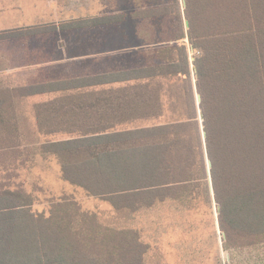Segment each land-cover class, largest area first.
I'll use <instances>...</instances> for the list:
<instances>
[{
  "label": "trees",
  "instance_id": "16d2710c",
  "mask_svg": "<svg viewBox=\"0 0 264 264\" xmlns=\"http://www.w3.org/2000/svg\"><path fill=\"white\" fill-rule=\"evenodd\" d=\"M131 16L175 25L148 40L145 66L0 92V264H146L138 230L73 197L35 211L16 179L37 155L116 211L216 205L226 251L264 245V0H173ZM39 95H54L36 106L39 134L67 139L24 142L15 111Z\"/></svg>",
  "mask_w": 264,
  "mask_h": 264
},
{
  "label": "rangeland",
  "instance_id": "374dc122",
  "mask_svg": "<svg viewBox=\"0 0 264 264\" xmlns=\"http://www.w3.org/2000/svg\"><path fill=\"white\" fill-rule=\"evenodd\" d=\"M58 1H69L67 6L72 8L73 16L78 17L81 2L88 0ZM100 1L106 12H123L129 17L142 8L163 7L173 3V0ZM24 7L23 4L18 7L6 6V9L1 11L0 5V13L7 12L10 26H22L25 24L22 22L23 18L19 20L17 14L24 16L20 14L25 11ZM129 19L114 27L105 26L106 43L112 35L115 42L113 45H106V53L99 61L78 60L65 63L66 65L49 62L42 64L44 66L40 68L42 65L33 61L8 62L7 56L0 58V92L37 82L145 66L146 59L141 51L150 46L149 39L153 43L164 42L174 35L173 19L170 16L148 22ZM23 49L22 41H15L9 46L11 53ZM191 56L193 58V52ZM53 98L54 96L48 95L21 100L15 115L20 120V129L24 133L23 140L26 144L38 145V142L67 139L68 136L61 133L48 136L39 134L36 106ZM1 104L0 101V106ZM16 182L34 196V210L37 212L47 213L51 200L70 196L76 199L84 210L97 213L103 224L138 230L144 242L149 245L146 264H264V245L226 251L223 247L225 237L220 230L216 205L210 207L197 203L187 209L179 202L166 201L138 213L116 211L108 202L89 196L83 189L66 182L55 157L44 158L41 155H37L20 168Z\"/></svg>",
  "mask_w": 264,
  "mask_h": 264
},
{
  "label": "crops",
  "instance_id": "0c3cea01",
  "mask_svg": "<svg viewBox=\"0 0 264 264\" xmlns=\"http://www.w3.org/2000/svg\"><path fill=\"white\" fill-rule=\"evenodd\" d=\"M0 2L1 11L6 9V6L18 7L20 4L25 6V11L20 12L24 16L17 14L20 17L19 20L23 18L22 22L25 24L22 26H10L7 12L0 13V58L7 56L8 62L23 60L40 63L37 65L49 62L66 65L65 63L78 60H102L106 53V45H113L115 42L112 35L106 43L105 26L112 25L114 27V25L126 22L129 18L133 19L132 16L127 15L124 22L104 23L105 18H115L123 12L116 14L114 11L106 12V8L102 6L100 0L82 1L80 16L78 17H74L72 8L67 6L69 1L59 3L58 0H0ZM78 22L82 23L80 27L72 26V23ZM15 41H22L24 49L17 53H11L9 46ZM4 43L6 46H4ZM145 50L141 51L142 55ZM109 52L112 53V51ZM43 66L40 68H43ZM67 79L72 78L37 82L26 86ZM97 90L100 91L101 88H97ZM44 96L48 95L33 97Z\"/></svg>",
  "mask_w": 264,
  "mask_h": 264
}]
</instances>
